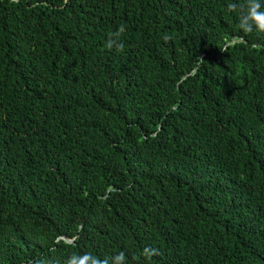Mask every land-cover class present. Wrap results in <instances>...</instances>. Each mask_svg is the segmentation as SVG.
Returning <instances> with one entry per match:
<instances>
[{
    "label": "trees",
    "instance_id": "16d2710c",
    "mask_svg": "<svg viewBox=\"0 0 264 264\" xmlns=\"http://www.w3.org/2000/svg\"><path fill=\"white\" fill-rule=\"evenodd\" d=\"M229 3L0 0V264H264V32Z\"/></svg>",
    "mask_w": 264,
    "mask_h": 264
},
{
    "label": "clouds",
    "instance_id": "9594fccd",
    "mask_svg": "<svg viewBox=\"0 0 264 264\" xmlns=\"http://www.w3.org/2000/svg\"><path fill=\"white\" fill-rule=\"evenodd\" d=\"M229 10H238L240 13V26L245 31L255 28L259 32H264V0H243L240 5L229 3ZM125 32V25L121 24L115 32L108 34L107 47L117 52L123 50V41L121 39ZM91 255L90 253H88ZM146 258L151 259L153 255L158 254V249L146 247L142 253ZM75 255V254H73ZM117 259L125 260V253L121 252L116 256ZM80 264H86V257L80 261ZM99 264V261H97Z\"/></svg>",
    "mask_w": 264,
    "mask_h": 264
},
{
    "label": "water",
    "instance_id": "95a60500",
    "mask_svg": "<svg viewBox=\"0 0 264 264\" xmlns=\"http://www.w3.org/2000/svg\"><path fill=\"white\" fill-rule=\"evenodd\" d=\"M65 240H67L66 238H64Z\"/></svg>",
    "mask_w": 264,
    "mask_h": 264
}]
</instances>
